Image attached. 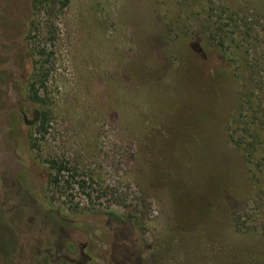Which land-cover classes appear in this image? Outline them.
<instances>
[{
	"label": "rangeland",
	"instance_id": "obj_1",
	"mask_svg": "<svg viewBox=\"0 0 264 264\" xmlns=\"http://www.w3.org/2000/svg\"><path fill=\"white\" fill-rule=\"evenodd\" d=\"M0 264H264V0H0Z\"/></svg>",
	"mask_w": 264,
	"mask_h": 264
},
{
	"label": "trees",
	"instance_id": "obj_2",
	"mask_svg": "<svg viewBox=\"0 0 264 264\" xmlns=\"http://www.w3.org/2000/svg\"><path fill=\"white\" fill-rule=\"evenodd\" d=\"M34 88V85L32 86V89ZM33 98L36 99V101H39L37 93L33 94ZM29 125L33 127H38L37 131L39 133L45 134L47 133L46 125L48 123V116L45 112H42L39 108L35 111L33 119L28 122ZM53 167H56V164H53ZM64 168H59V171H62Z\"/></svg>",
	"mask_w": 264,
	"mask_h": 264
}]
</instances>
